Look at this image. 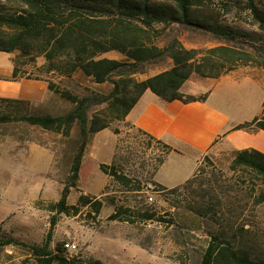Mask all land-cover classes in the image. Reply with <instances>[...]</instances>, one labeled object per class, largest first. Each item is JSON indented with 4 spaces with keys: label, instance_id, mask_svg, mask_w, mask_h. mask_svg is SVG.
<instances>
[{
    "label": "trees",
    "instance_id": "obj_1",
    "mask_svg": "<svg viewBox=\"0 0 264 264\" xmlns=\"http://www.w3.org/2000/svg\"><path fill=\"white\" fill-rule=\"evenodd\" d=\"M227 1L223 3L226 8L243 7L258 33L243 34L212 22L200 14L202 7L210 8L204 0H0V52L15 54L11 59L13 73L8 80L44 81L50 92L74 104L66 115L32 114L21 110L28 109L31 102L0 97V109H3L0 125L25 123L67 138L72 137L75 127L78 129L60 199L51 204V212L55 213L52 227L62 215L77 216L85 209L89 216L101 213L104 201L90 195L82 193L76 204L69 202L72 191L79 187L87 147L95 134L110 129L113 122H125L146 91L166 102H205L208 94L196 96L182 92L193 75L218 79L247 66L264 71V6L257 0ZM186 32L210 36L218 44L206 49H188L180 40ZM112 51L125 58L101 57ZM40 59H43L41 64ZM30 66L34 70H29ZM154 67L165 69L143 80L136 78ZM78 72L98 85H111L110 92L80 98L50 79L53 75L71 78ZM234 129L264 131V108L260 117ZM138 132L169 151L161 141ZM99 167L113 182L134 185L114 163H102ZM230 167L233 172L249 173L264 186L261 152L254 149L233 152ZM191 180L175 188L157 182L153 185L173 196L186 189ZM136 190V186L129 189ZM258 199L259 204L264 203V191ZM130 212L129 208L118 206L113 217L133 221ZM141 216L148 221H163L150 209ZM229 229L221 227L208 234L210 240L197 264H264V255L255 256L244 242L252 231L245 226ZM238 238L241 240L237 242ZM50 239L43 246H29L36 264H103L94 258H69L64 248L53 251ZM3 243L18 244L14 239Z\"/></svg>",
    "mask_w": 264,
    "mask_h": 264
},
{
    "label": "rangeland",
    "instance_id": "obj_2",
    "mask_svg": "<svg viewBox=\"0 0 264 264\" xmlns=\"http://www.w3.org/2000/svg\"><path fill=\"white\" fill-rule=\"evenodd\" d=\"M204 1L210 8L202 7L200 14L212 22L243 34L258 33L243 7L226 8L223 3L227 0ZM257 2L264 6V0ZM180 40L188 49L218 44L210 36L191 32L181 35ZM8 56L0 52V65L6 66ZM10 56L12 59L15 54ZM101 57L125 58L116 51ZM42 62L40 59L39 64ZM164 69L154 67L136 78L143 80ZM29 70L34 68L30 66ZM50 79L80 98L107 95L112 88L109 84L94 83L81 72L71 78L53 75ZM73 108V103L51 92L44 103H31L28 109L21 110L57 116L66 115ZM77 134V127L67 138L25 123L0 125V264H36L29 246H43L50 237L53 251L66 250L67 243L77 245L76 251H65L69 258H94L103 264H197L208 245L210 232L221 227L238 230L242 226L252 231L245 244L255 256L264 255V203L258 202L264 186L247 172L231 170L233 152L210 153L188 187L171 196L153 185L168 151L129 123L119 121L112 123L100 142L99 153L108 159L93 161L88 157L93 142L87 147L79 187L69 197L70 204H76L82 193L103 200L101 213L89 216L85 209L77 216L62 215L52 227L55 213L51 212V204L60 199ZM105 160V164L114 163L124 171L134 185H120L102 173L99 166ZM134 186L137 190L129 191ZM118 206L132 210L129 218L133 221L114 219ZM147 209L163 221L145 220L141 215ZM7 239L18 244L4 245Z\"/></svg>",
    "mask_w": 264,
    "mask_h": 264
},
{
    "label": "crops",
    "instance_id": "obj_3",
    "mask_svg": "<svg viewBox=\"0 0 264 264\" xmlns=\"http://www.w3.org/2000/svg\"><path fill=\"white\" fill-rule=\"evenodd\" d=\"M12 73L9 54L6 66L0 65V77L6 78L0 79V97L37 104L44 103L50 97L48 83L26 79L8 80ZM182 92L196 96L208 94V97L205 102H166L148 90L125 121L137 131L170 148L154 176L155 182L167 188L183 185L197 173L202 161L210 153L254 149L264 154L263 130L234 129L239 124L260 117L263 112L262 69L240 67L218 79L193 75L182 87ZM106 132L109 129L93 137V148L88 156L93 161L109 158L99 153L100 142ZM113 154L114 143L110 152L111 156Z\"/></svg>",
    "mask_w": 264,
    "mask_h": 264
},
{
    "label": "built area",
    "instance_id": "obj_4",
    "mask_svg": "<svg viewBox=\"0 0 264 264\" xmlns=\"http://www.w3.org/2000/svg\"><path fill=\"white\" fill-rule=\"evenodd\" d=\"M149 200H150L151 202H153V198H152V197L149 198ZM65 248H66V250L69 251V252H74V251L77 250V245H76V244H73V243H67V244H65Z\"/></svg>",
    "mask_w": 264,
    "mask_h": 264
}]
</instances>
